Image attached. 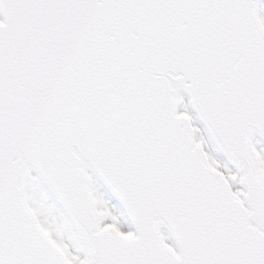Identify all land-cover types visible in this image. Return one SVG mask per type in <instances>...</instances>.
Masks as SVG:
<instances>
[{"label":"snow or ice","instance_id":"snow-or-ice-1","mask_svg":"<svg viewBox=\"0 0 264 264\" xmlns=\"http://www.w3.org/2000/svg\"><path fill=\"white\" fill-rule=\"evenodd\" d=\"M0 264H264V0H0Z\"/></svg>","mask_w":264,"mask_h":264}]
</instances>
